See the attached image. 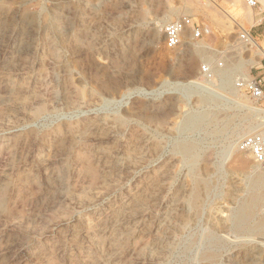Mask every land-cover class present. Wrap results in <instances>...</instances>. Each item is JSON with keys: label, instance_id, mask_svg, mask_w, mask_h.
Returning a JSON list of instances; mask_svg holds the SVG:
<instances>
[{"label": "rangeland", "instance_id": "1", "mask_svg": "<svg viewBox=\"0 0 264 264\" xmlns=\"http://www.w3.org/2000/svg\"><path fill=\"white\" fill-rule=\"evenodd\" d=\"M215 1L0 0V264H264V234L232 226L264 171L238 148L260 106L234 86L264 74L238 39L264 45V7ZM182 15L209 31L168 49Z\"/></svg>", "mask_w": 264, "mask_h": 264}, {"label": "built area", "instance_id": "2", "mask_svg": "<svg viewBox=\"0 0 264 264\" xmlns=\"http://www.w3.org/2000/svg\"><path fill=\"white\" fill-rule=\"evenodd\" d=\"M244 2L251 8L258 4L257 0H244ZM208 31V26L195 21L190 15L175 17L163 25L164 46L168 49H176L182 44L185 34H189L192 39H198ZM238 39L246 47H256L254 39L257 38L248 29L241 27L238 31ZM257 49L260 52V68L264 72V45L261 44ZM200 73L205 77L213 75L208 63L201 65ZM234 86L251 99L256 106H264V74L254 75L251 72H241L235 77ZM238 148L240 151L248 153L255 163L264 162V133L256 132L245 135L239 141ZM262 249L264 252V245H262Z\"/></svg>", "mask_w": 264, "mask_h": 264}, {"label": "bare ground", "instance_id": "3", "mask_svg": "<svg viewBox=\"0 0 264 264\" xmlns=\"http://www.w3.org/2000/svg\"><path fill=\"white\" fill-rule=\"evenodd\" d=\"M208 1L210 3H213V4L220 5L215 0H208ZM258 1L264 7V0H258ZM252 13L245 14L246 18L249 21L254 19L253 18L254 15ZM156 27L161 28L162 26L161 25H156ZM12 35L14 36L13 43H15V44L19 43V41H18V38H19L18 31H13ZM257 40L258 39H254V42L256 44V47L259 48L261 44L259 45ZM206 47H208V46H206ZM13 48H14L13 52H18L19 51V45H16ZM198 54L201 57L207 58L208 60L211 59V57H212V55L209 53V51H206V49L205 50L204 49L198 50ZM230 59H231V56H230ZM208 64L210 65L212 74L219 70V69H217L216 65L212 64L210 61H208ZM238 69H241L239 61L232 59V60H230L228 62L226 70L222 71L220 74L222 75V77H224V80H225L227 78L228 73L230 71L238 70ZM188 82L189 83H194V84H198L199 83V82H197L196 79L189 80ZM236 102L241 104V105H246L244 100H241V99H238V98L236 99ZM253 110L256 113L260 114V123H259V125H264V108L253 107ZM181 149L184 150V151H187L189 149V146L182 145ZM195 180H196V182H199L200 179H199L198 175H195ZM197 196H198V193H197L196 190H194L192 192V196H191L192 200L195 201ZM258 204H264V171L263 170H260V171L256 170L254 172V175H253V177L250 180V187H249L248 194L243 199V201L241 202V204H240L239 208L237 209L235 215H233V217H232V226L236 230H251V231H253V232L257 233V234H264V212L260 215V217L256 221L251 222V218H252L254 209L256 208V206ZM197 207H196V210H197ZM256 243L259 244V245L260 244L264 245V241L263 240H257ZM203 257L205 259H207L208 261H211L214 258V254L211 251H208V252L204 253Z\"/></svg>", "mask_w": 264, "mask_h": 264}, {"label": "crops", "instance_id": "4", "mask_svg": "<svg viewBox=\"0 0 264 264\" xmlns=\"http://www.w3.org/2000/svg\"><path fill=\"white\" fill-rule=\"evenodd\" d=\"M250 31L252 32V34L254 35L255 34V31H252L251 29H250ZM258 37H256L257 39L260 37V32H258ZM255 36V35H254Z\"/></svg>", "mask_w": 264, "mask_h": 264}]
</instances>
